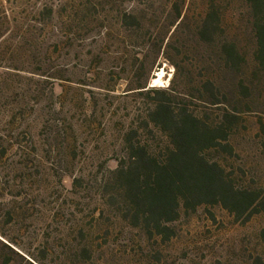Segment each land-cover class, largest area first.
I'll use <instances>...</instances> for the list:
<instances>
[{
	"label": "rangeland",
	"instance_id": "rangeland-1",
	"mask_svg": "<svg viewBox=\"0 0 264 264\" xmlns=\"http://www.w3.org/2000/svg\"><path fill=\"white\" fill-rule=\"evenodd\" d=\"M173 3L0 0V264H264L263 72L251 75L232 148L208 153L236 188L255 193L252 206H181L162 234L133 222L120 171L128 141L163 138L150 111L162 99L176 108L187 80L174 48L177 93L150 91L167 88L176 69L145 48L134 15L167 27ZM198 110L222 120L220 109Z\"/></svg>",
	"mask_w": 264,
	"mask_h": 264
},
{
	"label": "trees",
	"instance_id": "trees-1",
	"mask_svg": "<svg viewBox=\"0 0 264 264\" xmlns=\"http://www.w3.org/2000/svg\"><path fill=\"white\" fill-rule=\"evenodd\" d=\"M194 4L198 11L193 12ZM224 5L235 7L223 9ZM173 8L167 27H154V23L149 27L138 15L134 17L138 36L147 38L145 48L176 69L167 88L151 87L150 91L177 93L176 48L187 73L179 93L182 99L176 108L165 99L154 103L149 124L163 138L154 145L129 140L131 161L120 165L134 224L142 219L158 234L165 232L164 222L176 219L181 206L189 210L221 204L241 214L256 199L254 192L236 188L224 166L210 161L208 153L232 148L229 137L238 130L244 108L249 106L251 75L264 73V0H174ZM150 57L137 59L136 70L146 69ZM147 86L140 84L136 89ZM199 108L222 110V120L207 121Z\"/></svg>",
	"mask_w": 264,
	"mask_h": 264
},
{
	"label": "bare ground",
	"instance_id": "bare-ground-1",
	"mask_svg": "<svg viewBox=\"0 0 264 264\" xmlns=\"http://www.w3.org/2000/svg\"><path fill=\"white\" fill-rule=\"evenodd\" d=\"M157 73L159 74V76H160L161 78H164V76H165V70H164V69H162V70H158ZM165 80H166V79H165ZM169 80H170V79H169ZM167 82H168V80H167ZM153 83H154V80H153Z\"/></svg>",
	"mask_w": 264,
	"mask_h": 264
}]
</instances>
